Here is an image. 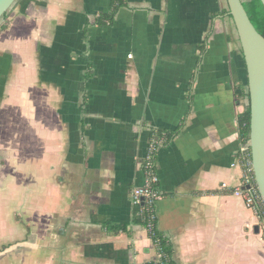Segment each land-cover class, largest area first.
<instances>
[{
  "label": "crops",
  "instance_id": "obj_1",
  "mask_svg": "<svg viewBox=\"0 0 264 264\" xmlns=\"http://www.w3.org/2000/svg\"><path fill=\"white\" fill-rule=\"evenodd\" d=\"M111 6L17 0L0 30V264L160 262L132 199L152 130L176 263L264 264L234 194L249 99L228 1L127 0L96 23Z\"/></svg>",
  "mask_w": 264,
  "mask_h": 264
},
{
  "label": "water",
  "instance_id": "obj_2",
  "mask_svg": "<svg viewBox=\"0 0 264 264\" xmlns=\"http://www.w3.org/2000/svg\"><path fill=\"white\" fill-rule=\"evenodd\" d=\"M17 0H0V21ZM237 27L248 75L250 136L255 180L264 199V36L252 23L242 0H227ZM264 5V0H261Z\"/></svg>",
  "mask_w": 264,
  "mask_h": 264
},
{
  "label": "built area",
  "instance_id": "obj_3",
  "mask_svg": "<svg viewBox=\"0 0 264 264\" xmlns=\"http://www.w3.org/2000/svg\"><path fill=\"white\" fill-rule=\"evenodd\" d=\"M155 150V140H151L142 163L144 183L132 191L133 202L139 206V216H143L146 212L149 226L157 221V203L162 197L159 188L160 178L157 172ZM239 153L238 159L243 167V176L240 184L234 188V194L244 198L246 206L255 213L264 228V199L255 180L249 141L242 144Z\"/></svg>",
  "mask_w": 264,
  "mask_h": 264
},
{
  "label": "trees",
  "instance_id": "obj_4",
  "mask_svg": "<svg viewBox=\"0 0 264 264\" xmlns=\"http://www.w3.org/2000/svg\"><path fill=\"white\" fill-rule=\"evenodd\" d=\"M244 3V2H243ZM127 4V0H112L111 11L108 14H103L97 18L96 23L100 24H112L114 21L115 14L117 11L124 5ZM244 6L248 12V15L256 27V29L264 36V5L262 4L261 0H249ZM9 11L3 17L5 20L4 23L0 25V30H6L9 24L8 20ZM248 84V81H247ZM247 96L249 98V92H247ZM238 124H239V132H240V139L241 144H246L249 141L250 136V108L247 106L244 113L240 114L238 117ZM171 135L169 138H171ZM155 140L156 143V150H155V160L159 149L162 145L166 142V137L159 134L158 131L152 130L150 141ZM163 140V143L162 141ZM240 154V153H239ZM238 154V155H239ZM138 222L141 223L145 228L148 229V235L150 239L156 246V249L161 257L160 262H150L146 264H177L173 258L174 248L170 243V240L166 238L157 227V221L152 226H149L148 217L146 212H144L143 216L138 219ZM109 229H115L116 227H112Z\"/></svg>",
  "mask_w": 264,
  "mask_h": 264
},
{
  "label": "rangeland",
  "instance_id": "obj_5",
  "mask_svg": "<svg viewBox=\"0 0 264 264\" xmlns=\"http://www.w3.org/2000/svg\"><path fill=\"white\" fill-rule=\"evenodd\" d=\"M242 1L246 4L249 0H242ZM4 22H5V20L2 19V20L0 21V25H1L2 23H4Z\"/></svg>",
  "mask_w": 264,
  "mask_h": 264
}]
</instances>
